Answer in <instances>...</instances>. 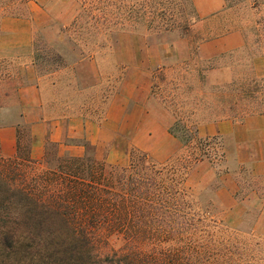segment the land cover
I'll return each mask as SVG.
<instances>
[{"label":"rangeland","instance_id":"374dc122","mask_svg":"<svg viewBox=\"0 0 264 264\" xmlns=\"http://www.w3.org/2000/svg\"><path fill=\"white\" fill-rule=\"evenodd\" d=\"M191 1L203 21L181 38L164 30L171 18L185 17V0H50L42 5L50 22L42 29L34 23L30 47L2 52L0 61L26 81L34 55L46 57L50 48L67 64L82 52L85 59L98 61L99 88L90 90L84 73L77 83L65 82L75 107L85 111L83 118L101 126L102 141L92 146L95 157L108 165L126 166L133 149L156 163L174 162L185 153L169 133L176 118L195 127L201 138L215 137L225 152L223 160L213 159L217 147L209 149L212 162L205 159L191 168L187 186L203 205L212 202L223 229L246 243L245 250L235 252L234 259L242 255L238 264H264V197H243L255 190L264 193V174L253 170L254 163L264 162V0H197L201 7L221 2L214 17H201L196 0ZM30 8L27 4L18 11L21 19L38 18ZM232 32L242 34V48L212 58L198 53V38L213 35L209 41ZM55 65L43 63L41 69ZM33 71L37 74L34 66ZM229 102H236L238 116L246 115L218 118L216 112L222 116L220 109L230 108ZM16 115L15 107L0 110V124L11 123ZM88 133L95 135L93 129ZM85 141L79 137L65 145L81 147L83 155ZM244 171L260 183L251 185ZM245 212L249 215L241 224Z\"/></svg>","mask_w":264,"mask_h":264},{"label":"trees","instance_id":"16d2710c","mask_svg":"<svg viewBox=\"0 0 264 264\" xmlns=\"http://www.w3.org/2000/svg\"><path fill=\"white\" fill-rule=\"evenodd\" d=\"M185 1L189 9L185 17L171 18L164 30L181 38L188 37L193 26L203 21L192 1ZM28 2L0 0V20L20 18L18 11ZM76 22L74 19L73 24ZM59 31L66 35V30ZM212 37L198 38V43ZM47 51L46 57L39 54L33 57L32 66L38 77L67 65L53 48ZM81 59H85L83 52ZM43 63L56 65L42 70ZM2 64L0 61V110L15 107L16 118L20 119L23 115L20 90L27 81L22 76L17 78L9 65ZM231 105L229 102L230 108L225 111L220 109L222 116H218L219 111L215 115L234 120L246 115L238 116L236 102ZM16 126L15 154L9 158L0 156V264L242 261V255L235 259L234 255L245 250L246 243L223 229L212 202L203 205L201 196L187 186L191 168L205 159L212 162L209 149L217 147L213 159L223 160L225 152L215 137L201 138L195 127L176 118L169 133L179 141L184 154L174 162L156 163L147 153L133 149L127 165L117 167L98 160L88 141L82 143L84 154L80 157L61 154L58 144L46 141L42 159L35 161L30 156V126L19 122ZM244 172L251 185L260 183L253 179L252 173ZM257 191L243 197L263 198L264 193L257 195ZM248 215L249 212L244 213L241 224Z\"/></svg>","mask_w":264,"mask_h":264},{"label":"crops","instance_id":"0c3cea01","mask_svg":"<svg viewBox=\"0 0 264 264\" xmlns=\"http://www.w3.org/2000/svg\"><path fill=\"white\" fill-rule=\"evenodd\" d=\"M49 1L28 2V5L31 6V13H39L38 18L32 16L28 21L21 18L5 17L0 20V54L2 52L27 50L30 47L34 26L36 29H42L50 22V16L42 6ZM196 8L201 17H209L222 8V3L218 2L215 7L211 4L201 7L197 5L196 0ZM21 38L24 39L21 40ZM243 44L242 34L232 32L200 43L198 53L203 58H212L238 50L242 48ZM26 68L30 73V78L26 86L20 90L23 115L22 118H15L11 123L0 124V156L9 158L15 154L18 129L16 124L18 122L27 124L31 128L30 156L35 161L42 159L46 141L58 144L60 152L66 151L75 157L82 156V148L76 145H65L66 140L85 137L91 145H99L102 141L98 135L101 126L94 125L92 121L83 118L85 111L75 107L73 96L69 95L71 91H68V85L65 82L67 80L70 83V79H73L77 83V80L83 77L81 73H84L88 81H91L88 85L90 90L99 88L102 78L99 79L101 74L98 61L92 58L81 59L43 77L33 74L32 63ZM101 97L102 95H100V99ZM92 129L95 131L93 136L88 133ZM253 170L258 174H264V162L254 163Z\"/></svg>","mask_w":264,"mask_h":264}]
</instances>
